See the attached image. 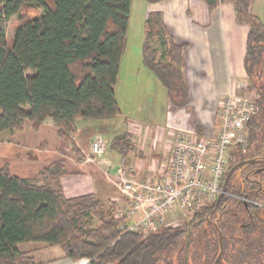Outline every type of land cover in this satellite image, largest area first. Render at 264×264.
I'll return each instance as SVG.
<instances>
[{
	"label": "trees",
	"instance_id": "1",
	"mask_svg": "<svg viewBox=\"0 0 264 264\" xmlns=\"http://www.w3.org/2000/svg\"><path fill=\"white\" fill-rule=\"evenodd\" d=\"M203 1L210 12L233 4L237 23L249 27L244 66L259 99L247 125L248 150L254 146L259 152L264 142V22L252 11L254 0ZM132 6L133 0H0V21L16 17L18 22L12 40L0 26V134L22 131L25 120L35 131L50 121L78 153L70 136L76 121L120 117L116 85ZM144 32V66L167 89L172 105L186 108L189 44L175 41L161 12L148 14ZM130 140L129 134L120 135L111 147L124 155ZM240 153V148L233 152L237 158ZM66 173L64 161L43 168L34 179L20 178L8 166L0 169V264H37L22 250L26 243L60 247L66 258L89 264H193L187 254L194 250L189 240L194 227L203 233L202 261H216L221 233L224 253L218 264H264L261 209L235 205L226 195L217 209L215 199L183 227L129 231L114 218V207L104 209L95 195L67 198L61 184ZM228 192L238 194L232 187ZM256 192L250 195L264 202V193Z\"/></svg>",
	"mask_w": 264,
	"mask_h": 264
},
{
	"label": "crops",
	"instance_id": "2",
	"mask_svg": "<svg viewBox=\"0 0 264 264\" xmlns=\"http://www.w3.org/2000/svg\"><path fill=\"white\" fill-rule=\"evenodd\" d=\"M263 3L264 0L252 3V11L260 18ZM140 9L137 15L143 23L141 45L136 56L130 55L123 72L125 51L116 85L120 117L76 121L70 136L78 153L59 137L58 129L50 121L35 131L33 123L25 120L22 131L0 134V169L8 166L14 175L34 179L43 168L64 161L67 173L61 178V184L65 196L95 195L104 209L114 207V218L122 220V227L135 223L143 210L135 211L133 201L122 193L118 170L123 167L132 178L141 181L158 179L171 159L179 130L194 132L193 136L198 139L215 136L221 101L240 81L247 79L244 59L249 27L237 23L233 4H223L210 12L203 0H171L161 2L160 7L140 4ZM157 11L164 15L175 41L189 44L185 54L189 94L186 108L172 105L167 89L143 64L144 24L148 14ZM123 134L131 137L124 155L111 147L114 139ZM94 142L105 145L101 156L92 152ZM21 248L37 264L90 263L87 259L66 258L60 247L26 243Z\"/></svg>",
	"mask_w": 264,
	"mask_h": 264
},
{
	"label": "built area",
	"instance_id": "3",
	"mask_svg": "<svg viewBox=\"0 0 264 264\" xmlns=\"http://www.w3.org/2000/svg\"><path fill=\"white\" fill-rule=\"evenodd\" d=\"M249 90L247 81L240 82L221 101L215 136L198 139L194 132L179 130L171 159L158 179L141 181L132 178L123 167L118 170L122 193L133 201L135 211L143 210L135 223L123 228L148 233L167 227V215L176 209L187 210L204 205V199L210 202L218 198L232 151L240 148L246 152L249 146L247 125L256 106V101L248 97ZM254 95L258 100L259 95ZM105 149L101 142L92 145L97 156L104 154Z\"/></svg>",
	"mask_w": 264,
	"mask_h": 264
},
{
	"label": "rangeland",
	"instance_id": "4",
	"mask_svg": "<svg viewBox=\"0 0 264 264\" xmlns=\"http://www.w3.org/2000/svg\"><path fill=\"white\" fill-rule=\"evenodd\" d=\"M135 1H136L135 2V9H134L135 10V14H133V17L131 19L132 25H131V29H129V33H128V42H127V47H126L127 54H126V58L124 60L125 68L123 66V72H125V69H126L128 63L130 61L129 59H131L130 55L131 56H136L138 54V48L141 45V40H142V36H143V33L141 31V28L143 27L142 17L140 15H137V14H138V12L141 13L140 4L141 5L145 4V6H146V4H148V3H146L144 0H135ZM160 3L161 2L154 3V4H157V6L159 5V7H160ZM150 5H152V4H150ZM261 19L264 22V3H263V6L261 8ZM17 25H18V22H17L16 17L12 18L10 21H0V26H2L3 29H5L7 37H8L9 40H12L14 38V36L16 34ZM171 35H172V33H171ZM144 42H145V34H144ZM144 42H143V44H144ZM156 47H158V46L155 44L153 46V48H156ZM122 77L124 78L123 81H125L126 78H125L124 73L122 74ZM245 81L248 82L249 89H250L249 93H248V95H249L248 97L253 102H254V100L257 102V98H256L257 96L254 95V93L259 95L258 92L255 89H252L248 78ZM247 136H248V140L250 141L248 131H247ZM64 142H66V141L64 140ZM66 143L69 144L68 142H66ZM254 149H255L254 146H252L251 149H250V152L251 153L254 152ZM233 151H235V150H233ZM241 151H242V149H241ZM260 151H262V153H264V142H263L261 148L259 149V152ZM243 153L244 152L242 151V153H240V156ZM231 154L232 155H231V159H230V163L229 164H232L235 160H237L239 158V157L237 158L236 155L233 154V152ZM204 201H205L204 205H202V204H198L199 206L194 205V206L190 207L187 210H182V209L178 208V211L176 209L177 212L175 214L169 213L167 215L168 216L167 217V219H168L167 220V225L168 226H173V227H183L184 225H186L187 223H189L191 221L192 217L195 215V213H197V211H199V209L204 207L206 204H209V203L212 202V201H210V202L208 201L207 202L206 199H204ZM199 203H200V201H199ZM212 221L216 223L217 222V217L212 216ZM163 227H165V226H163ZM202 234H203L202 233V229H198L196 227H194L192 229L191 234H190L191 236H190L189 240H190L191 246L194 247V250L191 247L190 250L188 251L187 257L191 259V262L193 264H211V262L214 260L212 257H210L207 261H202L203 254H201V252L198 251V248L200 246V241L199 240L202 238Z\"/></svg>",
	"mask_w": 264,
	"mask_h": 264
},
{
	"label": "flooded vegetation",
	"instance_id": "5",
	"mask_svg": "<svg viewBox=\"0 0 264 264\" xmlns=\"http://www.w3.org/2000/svg\"><path fill=\"white\" fill-rule=\"evenodd\" d=\"M249 161H255V162L249 163ZM230 172L232 173L230 176L228 188L232 187L233 189L238 191V194L229 193L227 189L225 196L228 195L233 197L232 200L235 201V205L241 204L246 207H249L251 205V207L258 208L264 211V202H262L263 200L258 201L256 197H252L254 196L253 194L254 192H256V190H257L256 194H259V192H262V194L264 193V153H262V151L251 153L250 150H247L241 156H239V158L235 160L232 164H229L224 176L225 179L230 174ZM223 186H224V181L222 188ZM249 190L252 192L250 193L252 196L249 194L248 192ZM221 238H222V247H223L222 256H223L224 253L223 235H221ZM219 243H220V253H221L220 234H219ZM222 256L219 262L221 261ZM216 261L213 264H215Z\"/></svg>",
	"mask_w": 264,
	"mask_h": 264
},
{
	"label": "water",
	"instance_id": "6",
	"mask_svg": "<svg viewBox=\"0 0 264 264\" xmlns=\"http://www.w3.org/2000/svg\"><path fill=\"white\" fill-rule=\"evenodd\" d=\"M253 162H255V161H249V163H253ZM231 173H232V172H230V174L227 176V178H226V180H225V182H224L223 192H222V193L218 196V198L216 199V209L218 208L219 204L221 203L223 197L225 196V194H226V192H227L228 184H229V180H230ZM219 234H220V239H221V253L219 254V257H218V259H217V261H216L215 264H217V263L219 262V260H220V258H221V256H222V252H223L222 238H221V235H222V234H221V233H219Z\"/></svg>",
	"mask_w": 264,
	"mask_h": 264
}]
</instances>
